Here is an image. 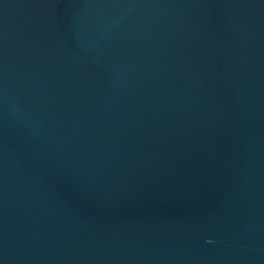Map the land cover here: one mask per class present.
I'll return each instance as SVG.
<instances>
[{"label": "water", "instance_id": "water-1", "mask_svg": "<svg viewBox=\"0 0 264 264\" xmlns=\"http://www.w3.org/2000/svg\"><path fill=\"white\" fill-rule=\"evenodd\" d=\"M0 264H264V0H0Z\"/></svg>", "mask_w": 264, "mask_h": 264}]
</instances>
